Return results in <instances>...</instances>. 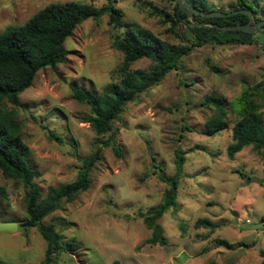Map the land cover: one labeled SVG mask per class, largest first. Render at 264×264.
Here are the masks:
<instances>
[{"label": "rangeland", "instance_id": "rangeland-1", "mask_svg": "<svg viewBox=\"0 0 264 264\" xmlns=\"http://www.w3.org/2000/svg\"><path fill=\"white\" fill-rule=\"evenodd\" d=\"M70 1L96 6L108 2L0 0V32L26 23L51 3ZM113 1L123 11L125 23L147 28L170 44H184L185 35L191 34L177 21L175 1ZM208 1L215 9L228 10L237 0ZM259 3L264 6V0ZM255 19H262V13ZM108 20L106 14L100 23L92 18L81 23L66 40V62L40 70L32 86L20 95V105L6 104L23 124V139L31 148L35 179L44 195L49 187L74 181L80 157L95 151L97 135L85 119L90 107L73 98L72 88L102 92L116 80L115 70L124 55L113 46V36L124 28L116 31ZM263 45L261 30L253 33L251 43L195 47L182 58L178 69L126 105L113 123L122 155L111 146L104 147L103 159L91 172V187L72 202L62 201L44 219L45 224L55 225L64 241L80 242L74 252L58 253L57 264H113L116 260L122 264H264V150L247 146L234 158L228 155L238 117L233 108L240 107L239 99L247 87L264 79ZM152 64L143 58L132 68ZM209 95L230 102L229 127L214 136L205 128L214 113V107L205 102ZM258 100L264 110V96ZM177 151L185 156L177 209L171 208L159 220L167 244H150L152 230L139 212L162 201L169 185L154 170L159 165L167 175L176 174ZM0 188H4L0 218L19 222L17 231L0 232V261L41 264L48 242L37 227H20L27 218L24 182L5 177L0 170ZM199 218H209L219 226L197 228Z\"/></svg>", "mask_w": 264, "mask_h": 264}, {"label": "trees", "instance_id": "trees-1", "mask_svg": "<svg viewBox=\"0 0 264 264\" xmlns=\"http://www.w3.org/2000/svg\"><path fill=\"white\" fill-rule=\"evenodd\" d=\"M188 1L193 7L206 13L218 10L208 0ZM146 4L155 8L152 3ZM175 8L177 21L183 23L191 33L185 35L184 44H170L147 28L125 23L123 11L113 0H108L102 6L76 1L51 3L39 10L26 23L8 27L0 32V170L5 177L21 179L24 182L27 218L20 227L26 230L37 227L48 242L46 258L41 264H57L58 253L74 252L80 247L77 239L64 241L56 231L55 225L45 224L44 219L56 211L62 201L72 202L91 187V172L97 162L103 159L104 147L111 146L118 156L122 155V146L117 143L113 123L120 119L126 105L161 82L171 70L178 69L182 58L195 47H202L208 43L226 45L253 42V33L193 24L207 22L220 27L247 24L250 16L246 13L213 17L194 13L191 21H185L186 11L179 10L177 2ZM244 9L251 10L254 17L261 12L262 19L256 20L264 19V6L259 0H237L233 8L220 11L227 13ZM106 14L109 15L108 23L112 29L117 31L124 28L113 36V46L124 55L122 64L115 70L117 78L106 85L102 92L90 88H72L73 98L90 107L91 113L85 119L97 135L95 151L80 157V171L74 181L49 187L47 194L44 195L35 179L37 173L30 159L31 148L23 139V124L18 121V115L14 110H9L6 104L20 105V95L32 86L40 70L47 67L56 68L66 62L69 52L65 43L75 29L89 18L100 23ZM171 20L175 22L173 18ZM143 58L150 59L153 64L145 69L132 68L133 63ZM210 68L214 72H219V68L214 65L210 64ZM262 96L264 79L244 90L239 99V108L233 105L236 102L231 103L235 109L233 112L238 117L232 128L234 142L228 147L230 158H234L247 146H252L259 152L264 150V110L258 100ZM205 102L214 107L213 115L205 122L206 133L214 136L229 127L230 102L216 95H209ZM106 135H109L108 139L104 140ZM50 137L63 141L60 136L53 133H50ZM176 155L178 168L176 174L167 175L159 165L154 170L159 179L169 185L162 201L147 211L139 212L146 226L152 230V236L147 240L150 244H167L159 220L171 208L177 209V192L185 156L182 151H177ZM0 193H4V188H0ZM218 226L209 218H199L195 222L197 228L215 229ZM0 264L7 263L0 261ZM113 264L122 263L116 260ZM204 264L222 263L211 261Z\"/></svg>", "mask_w": 264, "mask_h": 264}, {"label": "water", "instance_id": "water-1", "mask_svg": "<svg viewBox=\"0 0 264 264\" xmlns=\"http://www.w3.org/2000/svg\"><path fill=\"white\" fill-rule=\"evenodd\" d=\"M179 4V10L186 11L187 18H192L194 13H200L203 16L207 17H213V16H227L232 15L238 12L246 13L250 16V19L247 24H235L230 26H218L217 24L207 23V22H201V23H193L195 25H213L216 27L221 28L222 30H242L247 33H255L257 31L264 30V19L261 21H257L254 17V14L249 9L244 10H233L230 12H224L220 10H214L212 12L206 13L202 10H199L195 7H193L188 0H175ZM255 181H260L258 179H255ZM19 229V222L17 221H3L0 218V232H14Z\"/></svg>", "mask_w": 264, "mask_h": 264}, {"label": "built area", "instance_id": "built-area-1", "mask_svg": "<svg viewBox=\"0 0 264 264\" xmlns=\"http://www.w3.org/2000/svg\"><path fill=\"white\" fill-rule=\"evenodd\" d=\"M264 46V45H263Z\"/></svg>", "mask_w": 264, "mask_h": 264}]
</instances>
